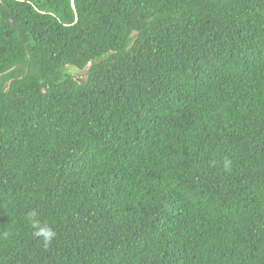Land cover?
Instances as JSON below:
<instances>
[{"label":"trees","instance_id":"obj_1","mask_svg":"<svg viewBox=\"0 0 264 264\" xmlns=\"http://www.w3.org/2000/svg\"><path fill=\"white\" fill-rule=\"evenodd\" d=\"M0 264H264V0H0Z\"/></svg>","mask_w":264,"mask_h":264},{"label":"clouds","instance_id":"obj_2","mask_svg":"<svg viewBox=\"0 0 264 264\" xmlns=\"http://www.w3.org/2000/svg\"><path fill=\"white\" fill-rule=\"evenodd\" d=\"M224 167H225V169H227L229 167V162L226 161L224 164ZM37 215H38V213L36 212V210H33L30 213L29 218L31 219V217H35ZM32 227L34 229H36L34 231L33 235L41 238L45 247L49 246L51 244V242L53 241V239L56 237V232L51 227H49V226L40 227L38 221H33Z\"/></svg>","mask_w":264,"mask_h":264},{"label":"rangeland","instance_id":"obj_3","mask_svg":"<svg viewBox=\"0 0 264 264\" xmlns=\"http://www.w3.org/2000/svg\"><path fill=\"white\" fill-rule=\"evenodd\" d=\"M71 69H74V68H71ZM71 72L73 73V75L76 77V78H78V79H80V78H82L83 77V72L82 71H78V70H71Z\"/></svg>","mask_w":264,"mask_h":264}]
</instances>
